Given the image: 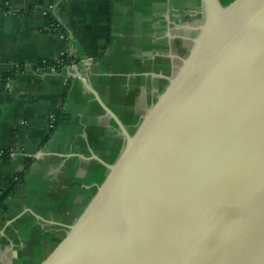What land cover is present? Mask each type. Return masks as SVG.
<instances>
[{
	"label": "water",
	"instance_id": "1",
	"mask_svg": "<svg viewBox=\"0 0 264 264\" xmlns=\"http://www.w3.org/2000/svg\"><path fill=\"white\" fill-rule=\"evenodd\" d=\"M203 6L134 132L85 82L125 145L40 264H264V0Z\"/></svg>",
	"mask_w": 264,
	"mask_h": 264
},
{
	"label": "crops",
	"instance_id": "2",
	"mask_svg": "<svg viewBox=\"0 0 264 264\" xmlns=\"http://www.w3.org/2000/svg\"><path fill=\"white\" fill-rule=\"evenodd\" d=\"M203 18V0H0V149L12 150L0 191L30 160L0 213V264L45 260L125 145L86 83L134 132ZM64 54L74 63L62 71L38 68Z\"/></svg>",
	"mask_w": 264,
	"mask_h": 264
},
{
	"label": "trees",
	"instance_id": "3",
	"mask_svg": "<svg viewBox=\"0 0 264 264\" xmlns=\"http://www.w3.org/2000/svg\"><path fill=\"white\" fill-rule=\"evenodd\" d=\"M47 16L49 19V23H52V18H51L52 16L50 17V15H48V14H47ZM73 63H74V58L69 54H64L61 58H59L57 60H51L50 59V60L40 61L38 64L42 65V66H46V67L55 66L58 71H62L63 67H65L66 65H71ZM20 69H23V67H21ZM12 75H13V72L5 73V74H3L2 79L6 80L9 78V76H12ZM60 120H61V118L57 117L54 124L58 125ZM11 157H12V150L0 149V161L8 162L11 160ZM29 163H30V160H27L25 169L15 175L14 179L12 180L11 188L8 191H5V192L0 191V213L7 209L6 200L9 197L10 193L14 190L15 186L20 181H22L23 176L25 174V171H26Z\"/></svg>",
	"mask_w": 264,
	"mask_h": 264
},
{
	"label": "built area",
	"instance_id": "4",
	"mask_svg": "<svg viewBox=\"0 0 264 264\" xmlns=\"http://www.w3.org/2000/svg\"><path fill=\"white\" fill-rule=\"evenodd\" d=\"M38 68L43 69V70H47L49 72H57L58 71L55 66L46 67V66L38 65Z\"/></svg>",
	"mask_w": 264,
	"mask_h": 264
}]
</instances>
